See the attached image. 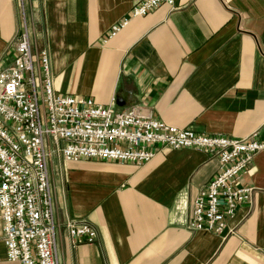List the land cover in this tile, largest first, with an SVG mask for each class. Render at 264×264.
Instances as JSON below:
<instances>
[{
    "label": "crops",
    "instance_id": "1",
    "mask_svg": "<svg viewBox=\"0 0 264 264\" xmlns=\"http://www.w3.org/2000/svg\"><path fill=\"white\" fill-rule=\"evenodd\" d=\"M141 1L0 0V65H11L27 26L34 56L47 52L56 95L138 108L181 130L264 140V0H175L111 37ZM219 170L197 150H163L142 166L53 157L58 264H264V153L242 178L252 199L223 236L188 228ZM68 220L87 222L97 242L73 241ZM0 264H14L1 209Z\"/></svg>",
    "mask_w": 264,
    "mask_h": 264
},
{
    "label": "built area",
    "instance_id": "2",
    "mask_svg": "<svg viewBox=\"0 0 264 264\" xmlns=\"http://www.w3.org/2000/svg\"><path fill=\"white\" fill-rule=\"evenodd\" d=\"M175 0H142L128 19L142 18ZM11 65H0V209L7 258L14 264H58L57 231L50 165L54 155L66 163L101 161L142 166L163 150H197L217 158L218 175L194 201L188 228L223 236L253 190L242 185L264 140H244L181 130L138 108L118 112L92 99L56 95L49 57L33 54L27 26L15 40ZM64 229L77 243L93 245L97 232L87 222L68 220Z\"/></svg>",
    "mask_w": 264,
    "mask_h": 264
},
{
    "label": "rangeland",
    "instance_id": "3",
    "mask_svg": "<svg viewBox=\"0 0 264 264\" xmlns=\"http://www.w3.org/2000/svg\"><path fill=\"white\" fill-rule=\"evenodd\" d=\"M54 158L58 159V158H59V156H57V155H54Z\"/></svg>",
    "mask_w": 264,
    "mask_h": 264
},
{
    "label": "water",
    "instance_id": "4",
    "mask_svg": "<svg viewBox=\"0 0 264 264\" xmlns=\"http://www.w3.org/2000/svg\"><path fill=\"white\" fill-rule=\"evenodd\" d=\"M118 102L120 103V99H118ZM119 103H118V104H119Z\"/></svg>",
    "mask_w": 264,
    "mask_h": 264
}]
</instances>
